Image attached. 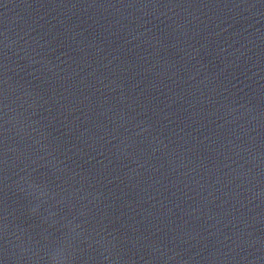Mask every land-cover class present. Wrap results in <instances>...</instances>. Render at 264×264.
Segmentation results:
<instances>
[{
  "label": "water",
  "instance_id": "95a60500",
  "mask_svg": "<svg viewBox=\"0 0 264 264\" xmlns=\"http://www.w3.org/2000/svg\"><path fill=\"white\" fill-rule=\"evenodd\" d=\"M61 247L264 264V0H0V264Z\"/></svg>",
  "mask_w": 264,
  "mask_h": 264
},
{
  "label": "clouds",
  "instance_id": "9594fccd",
  "mask_svg": "<svg viewBox=\"0 0 264 264\" xmlns=\"http://www.w3.org/2000/svg\"><path fill=\"white\" fill-rule=\"evenodd\" d=\"M37 211V208L33 209V212ZM63 247L54 249L52 253L50 254V260L51 264H64L66 261L67 257L63 255Z\"/></svg>",
  "mask_w": 264,
  "mask_h": 264
}]
</instances>
